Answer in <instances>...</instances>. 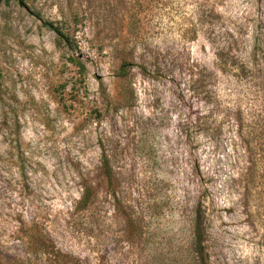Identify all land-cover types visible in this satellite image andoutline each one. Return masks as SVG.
<instances>
[{"label":"rangeland","instance_id":"374dc122","mask_svg":"<svg viewBox=\"0 0 264 264\" xmlns=\"http://www.w3.org/2000/svg\"><path fill=\"white\" fill-rule=\"evenodd\" d=\"M196 220L264 264V0H0V264H191Z\"/></svg>","mask_w":264,"mask_h":264},{"label":"trees","instance_id":"16d2710c","mask_svg":"<svg viewBox=\"0 0 264 264\" xmlns=\"http://www.w3.org/2000/svg\"><path fill=\"white\" fill-rule=\"evenodd\" d=\"M19 1H22V0H19ZM48 26L52 28V30H54L57 34H59L61 38H65L66 40H68L67 37H65V35H63L61 31H59V29L53 28L52 25L50 24ZM80 68L82 71L84 70L82 66ZM119 94H120L119 98L120 100L122 99L123 105H126L127 104L126 95H125V92L123 91L122 86H120ZM102 169H103L104 175L108 179H110L111 170L109 168L108 161L106 160L105 157L102 161ZM90 198H91L90 190L88 187H85L84 194H83V197L80 203H82L83 206H86ZM199 237H200V229L198 227V223L196 220L194 224V228H193V240H192L191 249H190V263L191 264H206V261L204 260L205 249ZM32 250H33L32 255L34 257V260H33L34 264L37 260V256L39 255V253L45 254L44 252H46V255L49 257L44 262V264L46 262L48 264H71V262L73 261L71 257L67 255H62L60 252L55 251L54 248H51V251L48 250V248H45L43 243L37 244L34 248L32 247ZM33 262L31 263V261H27V262L22 261V262H18L17 264H33Z\"/></svg>","mask_w":264,"mask_h":264}]
</instances>
